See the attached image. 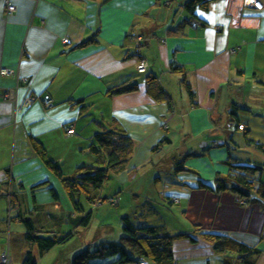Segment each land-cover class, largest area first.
Masks as SVG:
<instances>
[{
	"label": "crops",
	"instance_id": "crops-1",
	"mask_svg": "<svg viewBox=\"0 0 264 264\" xmlns=\"http://www.w3.org/2000/svg\"><path fill=\"white\" fill-rule=\"evenodd\" d=\"M11 1L16 9L6 14L5 0H0V67L9 70L0 75V186L11 180L10 196L18 205L9 208L8 196L0 195V243L7 232L11 242L12 230L20 231L17 223L25 230L19 214L44 229L66 231L64 225L71 222V231L86 232L87 226L76 224L79 215L41 162L31 137L69 174L94 161L87 150L88 138L99 121L115 118L132 138L134 150L126 169L112 179L114 186L130 184L125 203L121 193L117 195L113 215L136 211L139 199L171 205L172 210L165 206L168 223L164 219L158 223L170 234L191 233L198 240L174 239L176 264L225 263L203 233L227 235L254 247L252 263L264 264V208L257 202L245 204L231 192L191 187L195 179L185 172L175 174L173 168L175 161L197 151L196 144L206 142L211 145L209 158L187 157L185 166L206 180L214 170L224 171L218 161L226 149L214 148L212 142L230 136L226 125L231 103L246 108L239 114L248 122L249 136L264 141V7L254 9L246 0H211L205 9L195 10L199 23L192 27L182 7L185 0ZM133 34L146 39L140 50L148 65L143 74L136 71ZM93 35L95 42L79 45ZM171 60L184 71L194 91L192 100L180 84L181 74L170 70ZM148 73L171 95V107L164 101L152 102L144 92ZM20 76L27 84H20ZM122 82H137L139 88L106 93ZM16 85V100L6 98L5 91ZM26 94L49 97L54 103L45 108L35 101L15 112V103ZM167 122L172 124L169 128ZM69 126L71 132L65 130ZM164 134L170 143L152 150ZM43 181L46 184L32 194L31 187ZM172 196L176 202L164 201ZM154 204L149 209L158 211ZM101 224L110 227L107 219ZM111 229L114 238L121 235L120 222ZM84 236L79 238L83 245L101 238Z\"/></svg>",
	"mask_w": 264,
	"mask_h": 264
},
{
	"label": "trees",
	"instance_id": "trees-1",
	"mask_svg": "<svg viewBox=\"0 0 264 264\" xmlns=\"http://www.w3.org/2000/svg\"><path fill=\"white\" fill-rule=\"evenodd\" d=\"M209 1L211 0L184 1L182 7L186 13L185 18L191 26L193 22H196V25L199 23L195 10L197 8L205 9ZM95 36L96 35H93L92 38L85 39V41L79 45L82 46L90 42H95ZM145 40L146 39L141 34H133L132 36L134 53L138 56L137 64L141 60L146 63V70L144 72L138 71L136 64V71L139 74L146 73L148 68L147 61L140 53L141 47L146 46ZM161 41L163 42V39ZM169 66L171 71L181 74L180 84L183 86L188 97L192 100L194 91L186 80L181 66L174 62V60L170 61ZM26 81H20L22 82L20 84H27ZM143 85L144 92L152 102L164 101L167 103L168 107H171V95L163 89L156 76L151 73L145 74ZM16 87L18 86L16 85ZM138 88L139 83L137 82H130L128 84L122 82L118 85L109 87L106 93L108 95L123 94L136 91ZM25 96H34L36 98L35 101H40L45 108H48L43 102L45 97L40 98L37 94H26ZM23 98L24 97L18 100L17 103L19 104ZM14 100H16V97ZM53 103L54 102H52L51 106ZM241 109L242 107L237 103H231L227 111L229 123L226 125V127L230 129V136L225 139L224 142H212L214 148L225 147L226 149L225 156L218 161L224 168L223 172L214 170L212 178L206 180L201 176L198 170L185 166L184 162L187 157L206 156L209 158L208 150L211 145L206 142L205 145H202L204 143L202 142L201 146L196 144L197 151L195 153L188 152L181 160L175 161L173 168L175 169V174L185 172L188 177L192 176L195 179V184L194 186L190 185L191 187L210 190L217 194L231 192L239 201L245 204L257 202L264 208V163L257 162L250 158H242L235 153L237 152L235 147L238 141L242 139V144L253 146L264 155V141H259L249 136L250 132L247 131L248 122L246 119L240 117L239 114V110ZM245 109L246 108H243L242 110L245 111ZM24 110L25 108L17 113ZM171 125L172 124L169 122L165 123L166 128H169L167 126ZM30 142L43 165H45L60 182L71 203L73 212L79 215L76 221L78 226L81 225L86 227L91 221V208L87 209L83 203L87 202L90 204L89 207L92 206V208L98 207V204H102L103 202H107L113 206L117 204V195L123 191L124 186H114L112 179L115 175L122 173L126 169L134 150V142L127 134L125 128L115 118L107 120L106 123L99 121L98 128L94 130L92 135L88 138L87 150L94 157V161L91 164L76 167L75 170L69 174L62 171L59 161L52 159L41 143L34 137H31ZM167 143H170V139L164 134L153 145L152 150L159 149ZM239 147L240 146H238V148ZM10 181L5 183L4 188L0 186V195L5 197L8 196L9 208H13L18 204L17 201H14L10 196L12 195V185L9 187V184H11ZM45 184L46 182L43 181L34 185L31 187V193L33 194L34 189ZM108 184L112 191L104 190L105 185ZM50 192L51 195L56 198V194L52 188H50ZM175 199L176 198L173 199V196L168 198L165 197L164 201L174 203L177 201V199ZM134 212L120 215L119 220L122 232L118 240L91 242L90 244L93 243L92 248L89 249V247L86 246L80 252L76 253L71 260V264H139L140 261H144L145 264H148L149 261L154 264H176L173 251L174 239L187 237L192 243L198 242L197 236L191 233H168L162 223H151L149 221L140 220L141 222H146L141 223L138 220L137 211ZM17 216L24 224L25 231L23 235L28 247L24 257H20V264H37L32 254L33 249H36L38 255L42 256L57 243H63L68 240L73 233V231L66 232L44 229L43 227L36 226L29 217H22L20 214ZM135 221L141 224H134ZM200 235L204 240L212 244V248L215 252L224 257V264H253L252 256L257 254L254 247L237 242L231 237L223 234L203 233ZM4 237L7 241L4 243V247L0 249V252H8L10 258L9 264H13V257L9 250L10 242L8 232ZM232 252L235 254L233 255Z\"/></svg>",
	"mask_w": 264,
	"mask_h": 264
},
{
	"label": "rangeland",
	"instance_id": "rangeland-1",
	"mask_svg": "<svg viewBox=\"0 0 264 264\" xmlns=\"http://www.w3.org/2000/svg\"><path fill=\"white\" fill-rule=\"evenodd\" d=\"M4 96H6V92L4 93ZM44 100H45V103H49V104L52 103L51 98L49 97H47ZM242 141H243L242 139L238 141L237 146L235 147V150H237V152L235 153L242 158H250L257 162L264 163L263 153H261L260 150L256 149L253 146L242 144ZM238 146L240 147L238 148ZM148 168H150V166ZM148 168L146 170H148ZM146 170L144 171L145 174L143 175V177L145 176V178H147ZM140 180H142V178ZM129 185L130 184H125L124 189L121 192V196L123 197L124 203L126 200L125 196L130 194ZM145 189L148 190L151 188L146 185ZM104 190L112 191L109 184L105 185ZM136 201L137 200H134V203H136ZM8 204H9V200H8ZM152 204H154V202H144V200L139 199V202L137 203V206H136L137 207L136 211L138 213V220L144 221L147 218V220L151 223H158L159 221L164 219L168 223V220H169L168 212L169 211H167L165 206L171 210L173 209V207L171 205H167L163 203H161V206H159V204L157 205L154 204V207L158 209V211H156L154 210V208L149 209V206ZM83 205L87 209L91 208V211H92L91 221H90V224L85 229L86 232L83 233L82 232L83 229H80L79 232L77 231L73 232L71 237L68 240H66L63 243H57L52 248H50L47 252H45L42 256H39L36 249H33L32 254L34 256V259L37 261V264H71V260L76 253L80 252L86 246H88L89 249H91L93 246V243L90 244L91 242H88L86 245L81 244V240L79 239L80 234H85L84 237L87 236L90 238V240L95 239L100 234L101 238L95 240L96 242L100 240H116V239L118 240L117 236L115 238L112 236L113 231H110L111 227L114 228V224L117 226L120 222L119 216L117 217V215L115 214L113 215V213H115V211L117 210L116 209L117 207L110 205L107 202H103L100 209H98L97 207L92 208V206L89 207L90 204H88L87 202L83 203ZM165 210L167 212H165ZM104 215L106 216L104 217ZM120 215H124L123 212H121ZM104 219H107V221L110 222L109 224L110 227L104 226L101 224L102 220ZM141 223H146V222H141ZM141 223H136V221L134 222V224H141ZM17 224H19L20 231L14 232L12 230L11 242L9 244L10 254L13 257V264H20V257L21 258L24 257L26 250H28V247L26 245L24 235H23L25 230L23 229L22 223H17ZM64 226L67 227L66 232H69L72 230V227L74 226V224L71 222H68ZM1 238H2V242L0 243V246L3 243H6L7 241L4 236H2Z\"/></svg>",
	"mask_w": 264,
	"mask_h": 264
},
{
	"label": "built area",
	"instance_id": "built-area-1",
	"mask_svg": "<svg viewBox=\"0 0 264 264\" xmlns=\"http://www.w3.org/2000/svg\"><path fill=\"white\" fill-rule=\"evenodd\" d=\"M247 4L250 5L251 7H253L254 9L260 10L264 7L263 2L261 0H246ZM4 10L6 12V14L11 13L13 11H15L16 7L15 4L11 1V0H5V4H4ZM192 26H196V22L192 23ZM137 69L140 72H144L146 70V63L141 60L140 62H138L137 64ZM9 70L6 69H0V74L4 75L7 74ZM20 81H26V79L24 77H20L19 78ZM16 88H10L6 91V96L9 99H14L15 98V91ZM35 97L34 96H25L20 104L21 106H26L28 104H30L31 102L35 101ZM45 105H49V103H45V100L43 101ZM71 129L69 128L68 131H70ZM176 200V199H175ZM261 238L264 239V231L261 233ZM0 263L2 264H6V263H10V258L8 255V252L6 251H2L0 252ZM139 264H145L144 261H140Z\"/></svg>",
	"mask_w": 264,
	"mask_h": 264
},
{
	"label": "bare ground",
	"instance_id": "bare-ground-1",
	"mask_svg": "<svg viewBox=\"0 0 264 264\" xmlns=\"http://www.w3.org/2000/svg\"><path fill=\"white\" fill-rule=\"evenodd\" d=\"M0 69H6V70H8L7 68H4V67H0ZM1 75V74H0ZM22 77H24V76H22ZM25 78V77H24ZM26 79V78H25ZM47 97H45V99H46ZM36 100V99H35ZM35 101H33V102H31L30 104H28V105H26V106H21V104L19 103H15V106H14V110H15V112H18V111H20V110H22L23 108H27V107H29V106H31L33 103H34ZM51 104L52 103H50L49 105H47L48 107H51ZM45 105V104H44ZM71 129L70 131H68V129ZM67 132H71L72 131V128L71 127H67V129H65Z\"/></svg>",
	"mask_w": 264,
	"mask_h": 264
},
{
	"label": "clouds",
	"instance_id": "clouds-1",
	"mask_svg": "<svg viewBox=\"0 0 264 264\" xmlns=\"http://www.w3.org/2000/svg\"><path fill=\"white\" fill-rule=\"evenodd\" d=\"M7 74H8V73H7ZM4 75H5V74H4ZM20 77H22V76H20ZM20 77H19V78H20ZM11 88H16V86L11 87ZM8 89H10V88H8ZM8 89H7V90H8ZM7 90H6V91H7ZM6 91H5V92H6ZM15 97H16V93H15ZM12 100H14V99H12Z\"/></svg>",
	"mask_w": 264,
	"mask_h": 264
},
{
	"label": "water",
	"instance_id": "water-1",
	"mask_svg": "<svg viewBox=\"0 0 264 264\" xmlns=\"http://www.w3.org/2000/svg\"><path fill=\"white\" fill-rule=\"evenodd\" d=\"M202 145H205V142Z\"/></svg>",
	"mask_w": 264,
	"mask_h": 264
}]
</instances>
